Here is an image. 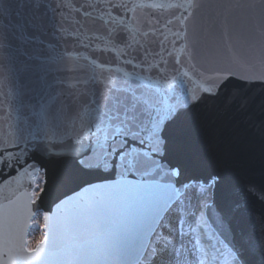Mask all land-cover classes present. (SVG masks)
<instances>
[{
	"label": "water",
	"instance_id": "95a60500",
	"mask_svg": "<svg viewBox=\"0 0 264 264\" xmlns=\"http://www.w3.org/2000/svg\"><path fill=\"white\" fill-rule=\"evenodd\" d=\"M222 87L243 112L221 109ZM177 97L204 102L174 126V157L229 174L241 156L264 164L251 128L240 139L242 116L264 115V0H0V264L139 262L148 234L124 223V197L68 157L118 103ZM38 213L45 239L29 251Z\"/></svg>",
	"mask_w": 264,
	"mask_h": 264
},
{
	"label": "snow or ice",
	"instance_id": "6c2138e0",
	"mask_svg": "<svg viewBox=\"0 0 264 264\" xmlns=\"http://www.w3.org/2000/svg\"><path fill=\"white\" fill-rule=\"evenodd\" d=\"M221 92L213 98L223 111L243 112L247 100ZM203 102L177 97L164 111L135 99L118 103L103 134L90 133L68 157L110 186L102 196L124 197V223L148 234L140 264H264V164L246 171L241 156L229 174L193 170L172 155L174 126ZM250 121L242 116L240 139L251 128L264 149V115Z\"/></svg>",
	"mask_w": 264,
	"mask_h": 264
},
{
	"label": "rangeland",
	"instance_id": "374dc122",
	"mask_svg": "<svg viewBox=\"0 0 264 264\" xmlns=\"http://www.w3.org/2000/svg\"><path fill=\"white\" fill-rule=\"evenodd\" d=\"M43 217L41 214H39L38 222L35 224V226L31 230V247H34L43 237ZM38 237V239L35 240V238Z\"/></svg>",
	"mask_w": 264,
	"mask_h": 264
},
{
	"label": "bare ground",
	"instance_id": "6f19581e",
	"mask_svg": "<svg viewBox=\"0 0 264 264\" xmlns=\"http://www.w3.org/2000/svg\"><path fill=\"white\" fill-rule=\"evenodd\" d=\"M39 188V183H37V185H36V189H38ZM38 222V217L35 219V221H34V224H36ZM36 239H38V237H36L35 238V240ZM29 241H31V235L29 236ZM147 250H145V252H146ZM144 252V253H145ZM143 256H144V254H143ZM138 264H140V262L138 263Z\"/></svg>",
	"mask_w": 264,
	"mask_h": 264
}]
</instances>
